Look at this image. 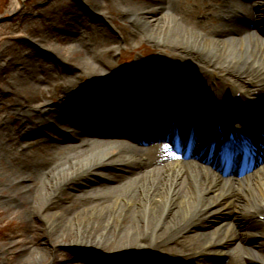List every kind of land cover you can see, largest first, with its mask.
I'll return each instance as SVG.
<instances>
[{
	"label": "bare ground",
	"instance_id": "bare-ground-1",
	"mask_svg": "<svg viewBox=\"0 0 264 264\" xmlns=\"http://www.w3.org/2000/svg\"><path fill=\"white\" fill-rule=\"evenodd\" d=\"M6 3L0 0V12ZM87 3L88 13L100 14L98 24L69 7L71 16L61 18L62 38L84 45L89 60L62 64L53 81L45 77L49 87L63 94L56 106L47 105L49 89L36 99L33 86L20 96L17 80L0 89V165L10 164V180L0 182L10 187L2 205L12 208L17 193L20 200H32L27 216L40 225L47 243L31 239L21 255L33 257V264H60L58 248L72 245L88 249L90 256L70 264H264V153L256 158L262 159L261 168L228 179L208 170L195 152L190 160L180 159L160 143L133 149L127 139H113L118 126L140 113L152 123L156 118L159 126L172 118L175 130H192L194 118L197 133L216 126L218 117L242 115L255 123L254 133L259 134L243 141L244 151L255 155L249 145L258 142L264 151V0ZM117 17L123 19L116 26L124 30L121 38L151 45L160 55L157 61L137 57L129 65L115 66L105 58L114 51L89 53L85 33ZM106 40L107 34L104 46ZM38 62L0 56V74L14 67L18 77L20 67L33 69ZM5 91L6 99L1 97ZM73 102L90 104L95 119L114 130H104L106 134L89 121V131L103 136L99 141L92 138L68 150L57 145L17 148L22 137L46 130L79 142L81 132L71 125L83 121L68 109ZM64 121L70 125L61 130ZM151 127L145 136H162ZM135 149L140 150L132 153ZM220 211L229 213L230 222L214 219ZM239 220L246 231L236 228ZM252 237L259 241L248 247ZM66 259L61 264H69Z\"/></svg>",
	"mask_w": 264,
	"mask_h": 264
},
{
	"label": "rangeland",
	"instance_id": "rangeland-1",
	"mask_svg": "<svg viewBox=\"0 0 264 264\" xmlns=\"http://www.w3.org/2000/svg\"><path fill=\"white\" fill-rule=\"evenodd\" d=\"M7 3L0 12V56L7 58L13 57L16 62L32 60L39 61L33 69L32 66L26 68L20 67L21 71L18 77L16 76L14 67L12 71L3 72L0 74V89L5 88V82L15 81L20 83L17 87V92L20 96H26L29 87L36 88V98L41 95L42 91L50 90L52 99L48 102V106L54 104L56 106L58 100L63 97L62 93H59L54 87H49L44 80L45 77L49 81H53L52 77L57 76L62 64L66 62H80L81 59L87 60V49L84 45L75 44L68 39L62 38V30H64V21L61 18L71 16L68 13L71 9L82 13L83 17L89 19L91 23L98 24L96 17L98 13H88L90 10L87 5L88 0H6ZM117 2H125L131 5H136L143 1L151 0H116ZM155 5V3H154ZM65 6V7H63ZM69 7L70 9H68ZM68 9V11H67ZM106 19V18H105ZM80 20H78L79 22ZM123 19L117 17L114 22H110L108 19L104 25L97 26L85 33L90 39V51L93 55H98L105 50H112L113 55L111 57H105L110 63L115 66H125L133 62L137 57L142 60H158L160 56L158 51L151 45L130 41L126 42L121 38L123 29H118L116 26H121ZM220 23H218L219 25ZM108 25V26H107ZM107 26V27H106ZM111 26V28H110ZM115 27V28H114ZM117 29V30H116ZM106 30V31H105ZM113 31V32H112ZM118 33L120 35H114ZM109 35L110 40H106L104 46L105 35ZM38 35L39 37H36ZM264 36V35H263ZM73 38V36H72ZM113 38V39H112ZM19 57V58H18ZM89 60V57H88ZM57 61V62H56ZM19 64V63H18ZM68 65V64H67ZM20 66V65H18ZM13 76L16 79L12 78ZM39 80V81H38ZM80 82H76L78 85ZM83 86L84 82L81 81ZM175 88V87H174ZM8 92H4L1 97L6 99ZM22 99V98H21ZM20 100V99H19ZM21 102V100H20ZM33 106L38 104L33 102ZM68 109L75 113V116L92 123H99L92 119V108L87 104L68 103ZM3 109V107H2ZM1 116H4L1 113ZM34 120V119H33ZM101 124V123H100ZM68 121H64L61 126V130L64 127L69 126ZM102 128V127H101ZM33 133L28 136L22 137L17 141V148L20 150H35L37 146L46 147L49 145H57L67 150L73 148L74 143H69L67 140H61L60 134L57 131L46 130L42 135H36ZM91 134V133H90ZM93 135V134H92ZM91 135V136H92ZM94 136V135H93ZM84 137H89L84 135ZM10 167V164L0 165V182L10 180V177L6 173V170ZM20 168V167H19ZM10 187L8 185L0 186V264H33L31 256L22 254V250L25 247V242L30 240L35 244L46 246V238L40 225H37L30 217H28V209L34 206L32 200H20L19 193H17L18 200L12 208H6L2 205V202L9 197ZM221 214L214 219L217 221L230 222L229 213L220 211ZM214 221L217 225L220 222ZM209 223V222H207ZM236 228L240 231H246L247 227L239 220L236 224ZM215 234L214 237L218 236ZM258 237H253L251 240L246 241L248 247L256 245L259 241ZM30 248L32 244L29 245ZM256 249V246L254 247ZM88 249L82 246L62 245L58 248L57 263H62L64 259L77 261L78 257L90 256ZM257 250V249H256ZM64 254V255H62ZM260 256L264 259V252H260ZM244 264L247 261L244 260Z\"/></svg>",
	"mask_w": 264,
	"mask_h": 264
}]
</instances>
